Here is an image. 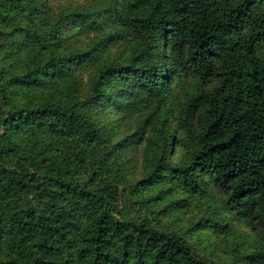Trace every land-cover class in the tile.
Returning <instances> with one entry per match:
<instances>
[{"label": "trees", "instance_id": "trees-1", "mask_svg": "<svg viewBox=\"0 0 264 264\" xmlns=\"http://www.w3.org/2000/svg\"><path fill=\"white\" fill-rule=\"evenodd\" d=\"M55 8L0 0V264H238L203 206L264 264V0Z\"/></svg>", "mask_w": 264, "mask_h": 264}, {"label": "rangeland", "instance_id": "rangeland-1", "mask_svg": "<svg viewBox=\"0 0 264 264\" xmlns=\"http://www.w3.org/2000/svg\"><path fill=\"white\" fill-rule=\"evenodd\" d=\"M93 1L97 0H51V3L55 8L71 5L86 6V4ZM98 1L101 2V0ZM78 40L86 41L87 37L82 35V37L79 36ZM112 51L115 54L117 49H113ZM137 156L138 163L135 169H131L130 171L133 173V176H130L129 179L131 182L139 178L143 171V153L140 152ZM222 198L223 196H220V199ZM208 209L209 207L203 206L200 209L195 208L194 212H177L165 216L163 222L169 225V227L182 229L185 233H189L187 237L200 254H205L213 260L222 262L237 261L238 264H252L240 260L243 256L251 253L255 249L257 242L258 235L246 226V224H242L233 219L235 230L231 233H212L198 230L193 234V230L190 232L187 231L189 228L195 226L200 216L208 212Z\"/></svg>", "mask_w": 264, "mask_h": 264}]
</instances>
